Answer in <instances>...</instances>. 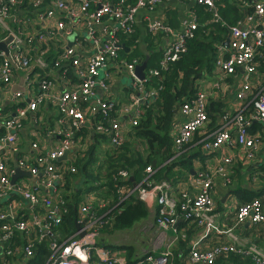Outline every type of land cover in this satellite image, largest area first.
<instances>
[{"label":"built area","instance_id":"obj_1","mask_svg":"<svg viewBox=\"0 0 264 264\" xmlns=\"http://www.w3.org/2000/svg\"><path fill=\"white\" fill-rule=\"evenodd\" d=\"M44 1L33 0V2L29 3V1L24 0H0V35L6 32V37H12V41L8 46L9 57L4 53H0V85L10 86L14 69L21 71L25 75L23 88L19 92L12 93V96L19 102L30 101L27 109L18 108L20 110L19 115L6 122L5 131L7 133L0 137V150L7 145L11 153L18 151L15 131L21 128V120L26 114L38 111L40 103L45 99L52 101L56 105V115L59 123H71L78 130L83 128L89 122L85 111L81 107V102L94 99L97 97V93L109 90L112 79L110 75L107 74L103 80H99L97 77L100 71H107L110 65L117 69H125L133 77V87L141 92L139 97L141 96L142 98L135 100L134 105L130 108L132 116L129 125L119 126L113 124V128L110 131L102 126L97 127L99 134L109 137L113 136L109 140L110 145L119 148L127 140L124 137L127 129L137 126L138 122L136 119L139 116V105L143 101H147L148 94L142 91L144 83L135 75V70L138 66L137 60H133V63L129 64L119 58V52L124 45L119 41L118 34L122 32L128 36H133L136 15L140 11L156 8L163 0H137V3L128 9H123L116 5L114 0H48L47 6L49 8L42 14V12H38V8L43 5ZM194 1L198 5H204L211 10H216V5L221 0ZM17 8L19 10L26 8L28 11L26 10L23 16L19 17L16 14ZM254 8L255 16L260 21L250 27L236 26L231 28L230 44L229 48H227L230 54L228 58L222 56L215 62V68L225 75H234L238 69H243L249 76L255 75V61L260 57L258 51L264 50V0L254 2ZM33 12H35V17L42 23L45 22L46 25L44 30L38 32L36 36L32 37L29 34L25 36L22 30L29 22L34 21L30 17ZM9 20H12L15 26H9ZM106 23L112 25V31L105 34L98 33L96 28H103ZM196 28L195 20L188 22L184 34L179 36L174 44L166 49L163 66L180 58L186 51V39L190 38ZM151 30H161L166 34L173 35V30L161 23H155ZM57 31H59L61 36L67 38V41L71 40L73 44L65 48L60 42L64 53L59 61H54L52 64L58 67L60 61L70 62V59H72L69 64H72L76 69V77L79 83L71 84L61 94H57L56 85L45 76L38 82L40 93L34 96L33 87L36 80L31 76L34 74V68L46 70L51 64L45 63L41 57L32 60L27 53V48L33 43L43 47L49 39H54L58 36ZM82 32L84 35L86 34L84 32H87V41L95 50L87 62L80 60L76 54L83 46L80 41L83 38ZM5 38L2 39L0 36V42L5 41ZM106 40L108 42L104 43ZM154 74L157 73L154 72ZM249 84L248 82L242 86V90L236 96V100L243 102L251 94V99L246 100L245 103L249 102V105L254 106V114L251 118L245 119L242 113L246 109L242 107L235 116L228 117V119L232 118L231 121L228 120L226 122L225 120L226 124L224 123L215 130L208 129L210 126L208 125L207 114L209 103L207 91L204 88H198L197 94L185 101L178 111L186 121L177 131L174 130V145L178 150L176 157L180 155L185 145L194 143L196 137H200V139L195 148L198 149L201 146L205 158L209 159V161L214 159L217 153L223 152L225 148L239 146L245 152L256 148L260 144L262 136L258 134L261 132H255L252 126L257 123L262 126V130L264 129V93L253 94ZM151 95L153 96L154 93L152 92ZM104 102H101L99 109L94 112L93 116L100 112L106 114L115 106V103ZM230 124L237 131L235 137L230 132ZM68 140L62 147L49 152H43L39 147L38 149L36 148L37 144H33V148L38 151L37 157L34 159L35 164L30 166L26 160H20L17 162L18 167L29 170L34 176L42 175L44 178L43 186L51 187L58 179L57 176H59L55 163L63 158L73 147V144ZM220 161L225 166L232 164V158L223 157V155ZM219 171L222 172L223 170L220 169ZM61 173L62 170H60V176H62ZM146 173L147 176L144 181L136 185L124 199L134 193H137L138 199L145 204L151 199H156L159 206L155 213L156 225L165 232L175 228L180 218L196 226H206L202 240L211 233L216 232V230H213L217 225V206L211 197V189L214 185L212 176L199 174L194 180V188L197 190L195 195H189L186 192V188L183 189L184 191L179 196L175 197L173 196L172 184L168 182L155 183L151 177L155 173L151 168H148ZM120 175L122 178L129 177L127 172H121ZM9 184L6 167L0 163V189L8 187ZM23 194L33 202H37L35 196L27 192ZM81 211L86 214L85 219H89V223L86 226H82V229L70 239L59 243L56 241V235L51 231V228L54 224L61 222V217L66 212V208L64 203L58 202L53 205L50 214H48L49 220L45 222L44 226L50 237L49 254L45 258L37 253L38 242L25 245L22 254L17 252L16 249L13 250L10 246L5 247V244L13 241L15 233L30 235L34 227L41 226V222L37 221L34 224H29L21 220L10 224L4 215H0V264L15 262L16 264H24L23 261L30 260L31 262L38 255V259H40L38 263L42 264H174L173 252L170 248H166L165 252L159 256L150 253L145 254L134 262H129L124 257H119L121 256L119 251H108L106 248L96 247L95 238L88 232L84 238H80V234L83 231H88L89 227L100 221L96 218H88L91 215V208L84 207ZM235 213L237 224L249 223L252 226H259L264 229V201L262 199L258 198L249 203L241 204ZM232 237L234 236L232 235ZM2 244L4 245L2 246ZM199 244L200 242L191 248L185 264H214L220 255H228L230 253H248L255 264H264V253L257 248L252 247L245 251L233 245H222L210 251H201Z\"/></svg>","mask_w":264,"mask_h":264},{"label":"crops","instance_id":"obj_2","mask_svg":"<svg viewBox=\"0 0 264 264\" xmlns=\"http://www.w3.org/2000/svg\"><path fill=\"white\" fill-rule=\"evenodd\" d=\"M26 1H29V3L33 2V0ZM239 1L242 0H238V2ZM48 3L49 1L45 0L43 5L38 8V12H42V14H44L47 8H49L47 6ZM230 3L233 5L232 7L235 6L234 8H237L242 14V18L236 26L250 27L253 26L257 21H260L255 16V8L253 5H245V2H239L236 4L233 0H231ZM197 6L198 4H196L194 0H163V2L156 8L147 11H140L135 18L133 36L123 34L133 40L131 41L132 45L126 46V54H129L131 57L133 54L137 53L135 56H137V60H139L140 63H143L147 56L150 57L148 64L154 58H161L162 62L166 49L174 44L175 40L179 36L184 34L185 27L188 22L194 20L197 21L194 16V12L198 8ZM26 10V8H21V10L17 8L16 14H18L19 17H22ZM34 14L35 12L31 13L30 16L34 21L29 22L22 30L25 36L29 34L30 36L34 37L38 34V32L44 30L46 23L39 21ZM155 23H161L171 28L173 30V35L166 34L161 30V32L156 30L152 31L151 27ZM8 25L11 27L14 25L12 20L8 21ZM112 29V25L108 23H106L103 28H96L100 34H105L106 32L108 33L109 31H112ZM57 33L60 42L65 46V48H68L73 44V42L71 43V41H67V38L61 36L59 31H57ZM84 33L86 34L84 35L82 32L83 38L80 40L83 44L82 49L78 50V53L76 54L80 60L87 62L88 59L94 54L95 50L94 47L87 41V32ZM6 35V32H4L0 36L3 39L6 37ZM229 37L230 35H228L227 39ZM5 39H8V37ZM122 40L123 38L119 37L121 44H123ZM107 42L108 40H106L104 43ZM225 42L226 41L217 47L212 70L201 74L195 80L199 88H204L207 92L213 94L212 99L210 98L209 100V104H211L212 101H215L218 104L225 106L221 115H217L216 125H213V127H208L209 130H215L221 127L224 123L226 124L228 120L231 121L232 118L228 119V117H233L242 107L244 109L249 107V102L245 103V101L251 99V94L243 102H238L236 100V96L241 92L242 86L245 83H250L249 85L253 94H258L260 92L264 93V50L263 53H259V56L261 57L257 58L255 61V64H257V73L255 75L249 76L243 69H238L234 75H225L223 72H219L215 68V62L218 58L222 56L224 58H228L230 54V51L227 49L229 47L225 46ZM56 46L57 44L53 46V52L48 53L44 59L46 63L51 64L47 69L49 72L45 74V76L48 79H51L52 82L57 86H55L57 94H61V92L64 89H67L71 83L63 81L60 76H58L59 74L57 72V68H55V66L52 64V62L61 59L58 56V53L55 51V48H57ZM27 53L30 58H35L36 55L41 56L40 52H37V49L35 48L28 51ZM119 58H121L120 55ZM140 63H138V66ZM51 68H53V70ZM58 69H60V67H58ZM99 73L100 74L97 77L99 80L105 79L107 74H109L112 79L107 92L101 91L97 93L96 98L86 102H81V107L85 111L89 122L83 127V129L87 131L88 135L82 136L81 138H76L77 134H79L81 130L76 131L78 129L73 127L71 123H59L58 117L56 115V105L52 101L45 99L40 103L38 111L28 112L26 114V116L21 120V128L15 131L18 151L11 153L7 145L4 146V149L0 150V163L4 164L6 167L7 176L10 182L8 187L0 189V215H4L10 224L21 220L29 224H34L37 221L41 222V226L34 227L30 235L15 233L12 242L8 244L4 243L5 247L10 246L13 250L16 249L17 252L22 254L25 245L38 242L39 245L36 247V249L39 246L46 244L48 251L50 237L48 236L47 230L44 227L45 222L49 220L48 214H50L53 205L57 204L58 202L64 203L63 197L66 196V190L63 183L65 170H67L69 166L68 160L75 158L76 152H80L81 159L87 158L90 145H92V138L94 137L91 121L94 119L93 114L99 109L101 102H111L115 103V106H120L119 117L113 122V124H117L119 126H127L130 124L132 116V110H130V108L134 105L135 100L141 98V96L139 97V95H141L140 91L135 90L133 87V77H131L125 69H117L113 65H110L107 71H100ZM36 74L38 75L40 73L35 72L31 75L32 78L36 80L33 87L34 96L40 93L38 82L40 81V78L43 77L40 75L37 76ZM24 77L25 75L21 71L14 69L11 85H0V131H3L4 133L6 132V122L16 118L19 115L20 110H18V108L27 109L30 103V101L19 102L12 96V93L19 92L23 88L25 81ZM131 91L133 93H131ZM146 103V100L143 101L139 107L144 106ZM245 112L246 110L243 111V113ZM185 121L186 119L177 112L174 130L177 131V129ZM229 128L231 129L230 132L232 133V136L235 137L237 133L236 129L232 126V124L229 125ZM131 130L132 127H129L126 134H124L126 139L129 138L128 135ZM255 132H261L258 134L262 136V139L260 144L257 145V147L253 150L245 152L239 146L225 148L223 152L221 151L217 153L216 157L210 161L207 158L202 161V158L197 155L198 149L196 150L195 147L197 146L200 138L196 137L194 140L195 143L186 149L188 152H190L189 156L193 157V170L191 171L188 179L185 182H179L176 184L169 183L165 180L162 181L173 185V196L175 197L179 196V194L184 191L183 189L186 188V192L189 195H195L197 190L194 188V180L199 176V174L212 176L214 181L213 188L211 189V197L217 206V225L216 228L213 229L216 230V232L211 233L207 238L202 240V237L206 231V226L193 225L191 228H189L188 231L191 230L192 232L190 237L188 236V246L186 248V251L189 252H186V254L180 252L178 257L179 260L182 261V264L186 263L187 256L190 253L191 248L198 242H200L199 247L202 249L201 251H210L215 247L222 245H233L238 249L240 248L248 251L252 247L257 248V246L264 244V238L261 235L264 231L261 227L252 226L249 223H239L236 225L234 219V213L239 209V205H241L237 200V192L241 193V195H257L264 201V129H257ZM68 137L70 140H68ZM66 140L70 141L73 144V147L65 155V160H59L55 163V168L59 176H57L58 179L53 184L54 186H43L44 178L42 175L34 176L29 170H24L18 167L17 162L20 160H26L30 166H33L35 164L34 159L38 154V147L43 152H49L50 150L62 147ZM80 141H82L81 145H79ZM33 144H37V149L33 148ZM95 144L101 145L100 148L102 152L103 149L106 150L111 147L110 141L103 142L101 144L97 142ZM99 150L100 149L97 148L96 153H99L97 158L103 159L105 157L104 153ZM182 152H184V150H182ZM222 155L223 157L232 158V164L227 166L223 165V163L220 161ZM216 159H218V161H216ZM171 160H173V158ZM18 169H21L20 173L24 174L19 175L15 182L12 183V179L17 174ZM220 169L223 171L220 172ZM60 170H62V176H60ZM26 173H30V177L25 176ZM22 191L35 196L37 202H33L30 198L24 195V192ZM95 202H98L99 211H101L105 205L101 202L94 190L93 192H86L82 195L81 203L78 206L80 211L78 213L79 216L75 220L77 232L79 231L77 229L78 225L82 228V226H86V221L89 223V221L85 219L86 214H83L80 208L82 209L84 207H89L92 210V207L97 206ZM157 203L158 201L156 199L147 201L146 205L150 215L144 221L136 224L140 225L146 230L140 231V234L146 237V242L142 244L144 249H140V253L137 251L134 252V261L138 259L139 255L144 253H152L156 255V252H158L159 255H161L163 252H165L166 248L175 249L178 238L180 239L181 237L182 241H186L187 239V236H182L181 234L184 235L185 229L190 224L187 226H181L179 228L181 223L185 224V220L182 218L179 219L178 223L175 225V228H171L166 232L156 225L155 213L159 208ZM88 218H91V216H88ZM148 225L150 226L146 229L145 227ZM56 227L57 225L54 224L51 228V231L54 234ZM150 229L154 230L151 232V234H149ZM170 231L173 233V235H169ZM231 234L234 237H232ZM57 237L63 238L64 240L61 242L63 243L72 236L69 238L65 237L66 239L62 235H57ZM4 244H2V246ZM120 249L121 250H117L121 253V256L119 257L125 258L126 254H128V250H123L122 248ZM175 256L176 254H173L174 261ZM32 261L38 263L40 262V259L35 257ZM243 261L245 262V260ZM23 263L30 264V260H25ZM10 264H16V262Z\"/></svg>","mask_w":264,"mask_h":264},{"label":"trees","instance_id":"obj_3","mask_svg":"<svg viewBox=\"0 0 264 264\" xmlns=\"http://www.w3.org/2000/svg\"><path fill=\"white\" fill-rule=\"evenodd\" d=\"M230 1L231 0H221L216 5V10H211L204 5H198L197 10L194 12V16L197 20V28L192 32L190 38L186 39V51L180 58L176 61L169 62L166 66H163L161 58H156L152 66H150L152 61L147 64V68L144 71V88L142 89L145 94H148L147 103L140 107L139 116L136 119L138 124L132 128L128 135L129 138L122 146L117 148L111 145L108 149H103L102 152L100 148L101 145L95 144L97 142L100 144L108 142L112 139L113 136L109 137L99 134L97 132V127L102 126L110 131L113 128V122L119 117L120 106H114L113 109L106 114L100 112L93 116V118H95L91 121V124L94 137L92 138V145H90L87 158L81 159L80 152H76L75 158L68 160L69 166L64 173L63 185L66 190V196L63 197V201L66 212L61 217V223L56 224V241L61 243L62 240H64L63 238H58L57 235L69 238L76 233L75 220L78 218V213L80 212L78 206L81 203L82 195L86 192H93L94 190L101 202L105 205L104 208L99 211L98 202H95L97 206L92 207L90 215L91 218H102L96 224L88 228V234H94L99 238L101 235L131 230L136 224L148 218L150 215L148 207L144 202L138 199L137 193L124 199L132 192L136 184L144 181L147 176L146 171L148 168H151L155 172V174L151 176L155 183H161L165 180L169 183L176 184L185 182L188 179L193 170V157L189 156L190 152L186 149L191 147L195 142L191 145H185L182 148L184 152L176 157V152L178 151L174 145L176 111H179L180 106L185 101L197 94L199 87L196 85V78L212 70L217 47L226 41L228 35H230V29L235 27L242 18L241 12L237 8H234L235 6L232 7L233 5ZM233 1L236 4L245 2V5L247 4L249 6L251 4L254 6V2L257 0ZM114 2L123 9H128L134 6L137 0H114ZM26 4H28V2H26ZM118 36L123 38L122 43L125 48L126 46L132 45L131 41L133 40L123 35L122 32H120ZM58 41L59 37L57 36L54 39H49L43 47L33 43L29 45L27 51L33 50L34 48L37 49V52H40L41 56L36 55L32 60L41 57L45 62L44 59L47 54L53 52V45H56ZM125 48H122L119 52L120 59L131 64L134 59L137 60L138 58L137 56L130 57L129 54H126ZM55 51L58 53V56L62 58L64 49L60 41ZM258 53H263V50H259ZM120 59H118V61H120ZM71 61L72 59H70V62ZM70 62L60 61L58 66L60 69H58V67L55 68H57L58 76H60L63 81L77 84L79 82L76 77V69L74 67V69L72 68L73 65L69 64ZM137 63H140V61L137 60ZM141 64L142 63L139 65ZM255 67L256 74L257 64H255ZM47 69L40 71L35 68V72L40 73L38 75L43 76L40 78L43 79L45 74L49 72ZM51 69L53 70V68ZM154 72L157 74H154ZM152 92L154 93L153 96L151 95ZM131 93L133 92L131 91ZM212 95L213 94L207 92L209 100L210 98L212 99ZM224 107L225 106L215 101H212L211 104L208 103L207 114L209 126L213 127V125H216L217 115H221ZM253 114V105H249L246 112L242 113L245 119L251 118ZM252 129H262V126L254 123ZM80 130L76 138L88 135L85 129L81 128ZM3 133V131H0V137L6 134V132ZM81 143L82 141H80L79 145H81ZM96 147L104 153L105 157L103 159L97 158ZM195 149L197 150V148ZM197 155L202 158V161L205 159L201 146L198 147ZM174 156L175 158L171 160ZM121 172H127L129 177L122 178L120 175ZM131 177L134 178L133 181ZM236 194L240 204L249 203L259 198L257 195H241V193L238 192ZM234 216L236 225H238L236 213H234ZM87 220L89 221V219ZM184 222L185 224L181 223L179 228L190 224L187 228L185 227L184 235L181 234L182 236H187V239L186 241H182L181 237L180 239L178 238L175 249L172 248L173 254H176L174 264H182V261L178 258L180 252L183 254L189 252L186 251V248L188 246V236L190 237L192 232L188 230L195 224L188 223L187 221ZM262 230L264 231L263 228ZM261 235L264 238V232H262ZM257 248L264 253V244L257 246ZM37 253L44 258L47 257L49 254L47 245L39 246ZM134 258L133 249H129L125 259L129 262H133ZM243 260H245V262ZM222 263L255 264L253 258L248 253L222 254L216 259L214 264ZM30 264L42 263L31 261Z\"/></svg>","mask_w":264,"mask_h":264},{"label":"rangeland","instance_id":"obj_4","mask_svg":"<svg viewBox=\"0 0 264 264\" xmlns=\"http://www.w3.org/2000/svg\"><path fill=\"white\" fill-rule=\"evenodd\" d=\"M139 54V52H138ZM137 55V53L133 54V56ZM155 62V58L152 60V62L150 63V66L154 65ZM99 153L97 152V155ZM102 218H98V220H101ZM152 225V224H151ZM150 225H148L147 227H145L146 229L149 227ZM151 230V229H150ZM149 230V234H151L152 231L154 230ZM140 231H146L145 229H143V227H141L140 225H135V227H133L131 230H126L123 232H117L114 234H105V235H101L99 237V241L100 243H102L104 246L108 247V249H113L115 251L117 250H121L122 249H133V251H137L138 253H140L141 251H139L140 249H144L142 244L146 242V237L142 234H140ZM169 235H173V233L170 231ZM145 255L141 254L138 256V258H141ZM156 255H159L158 252H156Z\"/></svg>","mask_w":264,"mask_h":264},{"label":"water","instance_id":"obj_5","mask_svg":"<svg viewBox=\"0 0 264 264\" xmlns=\"http://www.w3.org/2000/svg\"><path fill=\"white\" fill-rule=\"evenodd\" d=\"M11 41H12V37H9V38L6 39L5 41L0 42V53H4L6 56L9 57V48H8V46H9V44H10ZM70 41H71V40H70ZM71 43H72V42H71ZM229 44H230V37L226 40V42H225V46H226V47H229ZM122 48H125V46H122ZM149 60H150V57L147 56L146 59H145V61H144L141 65H139V66L136 67L135 75H136V77H137L140 81H144V79H145L144 71H145V69L147 68V64H148V61H149ZM176 113H177V111H176ZM65 159H66V156H64V157L61 158L60 160H65ZM17 165H18V163H17ZM20 170H21V169H20ZM20 170H19V169L17 170V174L13 177V179H12V183L15 182L16 178H17L19 175H23V174H24V173H20ZM25 176L30 177V173H26ZM131 180H133V177H131ZM135 187H136V185L134 186V188H135ZM77 229H78V230H81L82 228L78 225V226H77ZM85 236H86V233L83 232V233H81L80 238H84ZM91 236L94 237V238L96 237L94 234H91Z\"/></svg>","mask_w":264,"mask_h":264},{"label":"clouds","instance_id":"obj_6","mask_svg":"<svg viewBox=\"0 0 264 264\" xmlns=\"http://www.w3.org/2000/svg\"><path fill=\"white\" fill-rule=\"evenodd\" d=\"M137 185V184H136ZM84 232V231H83ZM82 232V233H83ZM88 231H86L85 233H87ZM76 233H77V231H76ZM75 233V234H76ZM81 235V234H80ZM95 241H96V247H98V248H106V249H108V247H106V246H104L102 243H100V242H98L99 241V238L98 237H95Z\"/></svg>","mask_w":264,"mask_h":264},{"label":"bare ground","instance_id":"obj_7","mask_svg":"<svg viewBox=\"0 0 264 264\" xmlns=\"http://www.w3.org/2000/svg\"><path fill=\"white\" fill-rule=\"evenodd\" d=\"M108 251H112L113 249H107ZM123 250H125V249H123Z\"/></svg>","mask_w":264,"mask_h":264}]
</instances>
